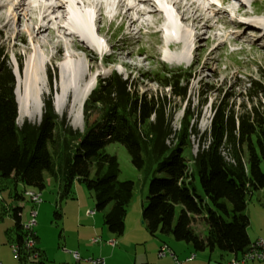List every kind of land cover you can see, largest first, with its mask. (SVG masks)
Here are the masks:
<instances>
[{
	"label": "trees",
	"instance_id": "1",
	"mask_svg": "<svg viewBox=\"0 0 264 264\" xmlns=\"http://www.w3.org/2000/svg\"><path fill=\"white\" fill-rule=\"evenodd\" d=\"M22 61L17 56L20 71ZM257 71L256 79L233 84L241 88L238 104L230 103L232 94L215 99L209 129L203 133L197 130V120L207 98L198 99L196 110L190 108L191 70L160 65L140 76L171 88L174 97L189 102L176 131L175 113L166 96L141 93L134 80L112 72L86 99L84 130L79 132L65 118H58L52 94L43 100L39 123L18 124L15 77L9 55L0 48V181L11 182L16 200L24 197L18 194V185L42 191L46 175L57 183L60 200L71 197L74 183L83 184L97 211L109 206L103 223L110 233L121 236L134 183L119 180L118 160L106 152L107 145L119 144L133 167L149 178L141 217L150 235L171 236L196 251L217 249L242 256L251 244L247 200L264 188V66ZM93 115L96 122L89 125ZM171 138L174 146L166 143ZM194 138L197 152L192 154ZM1 202L0 216L6 212ZM20 215L21 208L10 212L13 242L18 244L25 237ZM196 222L205 225L203 237L193 230ZM29 254L21 251L18 262L24 264Z\"/></svg>",
	"mask_w": 264,
	"mask_h": 264
},
{
	"label": "rangeland",
	"instance_id": "2",
	"mask_svg": "<svg viewBox=\"0 0 264 264\" xmlns=\"http://www.w3.org/2000/svg\"><path fill=\"white\" fill-rule=\"evenodd\" d=\"M4 1L5 0H0V3ZM237 1L239 3V0ZM259 2L258 11L264 13V0H259ZM232 5H235L233 1ZM239 5L240 4L235 5L233 8ZM225 7L229 8L228 5ZM239 8H244V6H240ZM6 14L7 12L5 9L0 10V28ZM35 15L36 13L32 14L33 17H35ZM216 17L218 18L217 24L214 22L210 23V28H207L205 36L208 40L201 41V46L199 50L193 54V59L190 55L186 59H182L175 51H168L166 45L161 44L159 41L161 35L155 33V29L140 25L139 31L136 28L134 31L125 29L122 30L121 33H116L114 24H108V20L104 19L100 23V33L102 37H111L108 46H113L116 55L101 60L96 55L95 50L91 51L88 49L85 53L76 54L78 57L72 60L73 67L75 68V70H73L75 73H79L81 70L86 71L88 75L87 81L82 85L95 83L94 78L98 73L100 77H97V79L105 78L109 76L112 71H116L124 79L129 77L131 80H134L136 85L139 86L141 93L147 92L151 96H166L171 103L172 111L175 113L174 122L172 123L174 128H178L179 120L183 115L184 108L188 106V103L190 102L191 109L194 108V110H196L197 106L200 104L198 99L206 96L207 101L202 109H200L201 115L197 120V130L203 133L209 129L213 115L212 105L215 99L218 96L223 97L232 94L230 103L234 101L238 104V102L242 100L241 95L239 96L241 88L233 87L235 81L240 80L241 83H244L247 82L249 78L256 79L258 77V67L264 66L263 42H253V35H242L239 34L240 31H238L239 36H236L231 26L222 25L225 23L229 24L230 19L228 17L224 14H218ZM145 19L154 20L157 18L147 16L144 17V20ZM140 21L143 20H139V22ZM126 22L128 23V21ZM25 24H27L26 18L20 13L18 18L13 22V26L15 27L8 25L0 31V48L5 49L6 53L9 55V63L15 77V84L17 83V74L13 59H17V56L22 58L23 64L22 70L20 71V75H22L31 53L30 49L32 44L30 43V38L25 34H23L21 38L18 35L19 26ZM218 38L220 40H225L226 43L220 45L221 43L217 40ZM160 48L162 49L161 51L159 50ZM37 49V52L43 53L42 50H39L38 46ZM86 53L88 55H85ZM44 54L42 59L45 62L44 65L47 71H42L39 75V77L45 81L46 85L45 93L42 96V104L43 100L52 94L53 109L58 118H65L72 130L83 132V114L82 128L78 129L72 125L73 117L69 114V110L73 100L65 104L61 113L56 111V107H59L62 103V100L60 101L58 99L60 96H58L59 94L57 95V92L60 91L61 85H68L71 81V78L63 80L66 77H63L65 75L64 70L67 68L66 65L69 66L67 59L61 54H57V56L54 55L55 51H49ZM127 62H130V64ZM162 63L171 68L183 67V69L188 68L187 70H192L187 91L189 102L186 103V101L174 97L171 88L162 87L151 80L142 79L140 77L141 72H154L158 70L160 65H163ZM48 76H51V82L48 80ZM76 77L77 76H75V78ZM98 81L99 80H97V83ZM32 104V102H28L27 104L18 102V124H22L24 121L37 123ZM95 122L96 116L93 115L89 119V125H93ZM192 144V154H195L197 152V140L195 138L192 140ZM106 152L115 156L118 160L120 166L119 180H129L134 183L133 196L127 208V213L130 216L131 223L137 220L140 225H143L141 212L142 208L146 205L149 178L145 179L142 173L133 167L130 156L122 145L109 144L106 147ZM46 179H48L46 181V187L42 191L34 188L24 189L21 185H18L17 192L18 194H23L24 197L17 200L13 197L11 182L9 180L0 181V194L2 195L1 204L4 210H6V212L0 216L1 230H12L13 232H11L10 235L13 237L14 222L10 216V212L14 208H21L22 210L20 219V224L22 226L30 219V211L32 208L35 209L37 213L36 224L33 230L35 231V237L37 236L38 239L37 241L35 239V245L36 248L40 250L38 252L39 257L32 258L29 261L27 260L24 264H54L56 261V253L59 250L64 248L68 249V247L76 243L78 230L76 223V188H81V190H83V194L90 200V210L94 211V214L99 215V217H102V220L104 214L109 209L108 206L103 211H97L95 209V202L92 194L83 184L77 182L73 185L71 197L60 200L57 183L50 180L48 175H46ZM195 186L198 193L202 195L199 181H196ZM26 190H33L37 193L40 192L42 202L36 206L32 205L27 196L24 195ZM179 214L180 207H177L176 219ZM245 214L249 219L248 230H257L264 227V188L254 192L248 198ZM138 216L141 218L139 219ZM143 226L145 227V225ZM102 227L107 231L104 224ZM203 228L205 229V225L201 222L193 226V230L198 235L204 232L202 231ZM144 232L150 236L147 230H144ZM81 234H83V232L80 231L79 235ZM115 238L117 239L119 237L117 236ZM65 240H67L68 247L65 244ZM217 252L221 253L219 250H217Z\"/></svg>",
	"mask_w": 264,
	"mask_h": 264
},
{
	"label": "bare ground",
	"instance_id": "3",
	"mask_svg": "<svg viewBox=\"0 0 264 264\" xmlns=\"http://www.w3.org/2000/svg\"><path fill=\"white\" fill-rule=\"evenodd\" d=\"M163 1H167V4L171 5L172 12L168 9L164 11L167 24L163 23V25L167 30L164 32L165 36L162 35L159 41L161 44L165 43L169 51H175L182 59H186L190 54L199 50L200 43L204 40L206 30L209 28V22L216 19L219 13L230 16L231 23H233V6L239 4L237 0H216V2L211 0H183L187 6L185 13L181 16H174L173 12L176 14L178 11L177 1L179 2V0ZM232 1L235 5H232ZM156 4L158 5L155 0H5L0 3V10L5 9L7 12L0 31L8 25L15 27L13 22L21 13L26 18L27 24L19 26L18 35L20 38L23 34L27 35L32 44L23 74L20 75L16 72L15 94L17 101L23 104L32 102L34 116L39 121L43 106L42 96L46 88L45 81L39 75L42 71H47L42 58L44 53L55 51L54 55L61 54L66 57L65 59L69 64V66L66 65L67 68H65V75L63 76L67 78L65 77L63 80L71 78L70 83L61 85L60 91L57 92V95L60 96L58 99L62 100V103L56 107V111L61 113L65 104L73 100L69 110V114L73 117L72 125L81 129L83 126V105L93 90V83L82 85L87 81L88 75L84 70L75 73L72 60L78 57L76 54L79 52L96 48L101 50L102 45L99 44L96 35L99 34L98 26L101 21L108 17L110 21H113L122 15V19L128 20L127 28L140 30L139 26L141 25L155 29V33H161L158 30V24L159 20L163 22V16L156 10ZM226 5L229 8H226ZM123 10L124 13L122 14ZM188 10H191L190 14H187ZM33 13H36L35 17L32 16ZM147 16H153L157 19L144 20V17ZM139 20L143 21L139 22ZM92 23L94 28L91 27ZM181 23L188 27L184 28ZM247 23V25L239 24L241 34L252 32L256 35V42L264 41V34L262 33L264 26H258L254 21ZM32 25H35V33ZM35 45L43 53L37 52L38 49ZM192 45H194L193 48ZM75 76L77 77L75 78ZM171 142H173V138L168 140L167 144L170 145ZM25 193L33 195V200H42L40 192L26 190ZM261 241L259 239L251 243L249 249L243 254V258H252L253 247H259ZM33 251H37L35 244H33Z\"/></svg>",
	"mask_w": 264,
	"mask_h": 264
},
{
	"label": "crops",
	"instance_id": "4",
	"mask_svg": "<svg viewBox=\"0 0 264 264\" xmlns=\"http://www.w3.org/2000/svg\"><path fill=\"white\" fill-rule=\"evenodd\" d=\"M75 190L77 197V241L71 247H68L67 240H65L68 249L64 248L56 253L54 264H90L87 261L89 258H103L104 264H176V261L180 262V264H223L232 259L240 260L243 256L218 253L217 249L196 251L190 244L176 241L171 236L164 237L163 235L159 236V234L148 236L144 232L146 230L143 226L145 223L143 222V225H140L137 220L131 223L128 213H126L124 219L123 233L116 239L117 235L104 230L102 227L104 224L102 217L94 213H87L92 210H90V200L83 194V190L81 188H76ZM0 199H2L1 194ZM21 216L22 210L20 219ZM138 218L140 219L141 217L138 216ZM198 223L200 222H196L195 225ZM80 231L83 234L79 235ZM202 231L204 232L200 235L203 237L206 234V229L203 228ZM11 232L13 231L0 229V264L19 263L11 252V244L14 239V235L13 237L10 235ZM247 235L250 243L261 239L264 244V227L257 230H248L247 227ZM94 238H99V240L93 244L91 240ZM109 241H112L113 245H109ZM164 246L167 249L166 253L163 256H159V250ZM36 249L40 251L38 248ZM69 251L77 252L82 261L75 262ZM193 254L195 256L193 260L185 261L186 258ZM243 264H264V260L247 261Z\"/></svg>",
	"mask_w": 264,
	"mask_h": 264
},
{
	"label": "built area",
	"instance_id": "5",
	"mask_svg": "<svg viewBox=\"0 0 264 264\" xmlns=\"http://www.w3.org/2000/svg\"><path fill=\"white\" fill-rule=\"evenodd\" d=\"M24 195L27 196V198L29 199V201L32 203V205L36 206L39 205L42 200H33V195L31 194H27L24 192ZM88 214H92L91 211L87 212ZM36 210L35 209H31L30 211V219L28 220V222L22 226L23 231L25 232V237L23 239L22 244H18L13 242L11 244V250L12 253L15 257V259L18 260L19 256L21 255V251H27L30 252L29 256H28V261L31 260L32 258H38L39 257V253L38 251H33V244H35V231L33 230L35 224H36ZM98 238H94L91 240V242L94 244L98 241ZM109 245H113L112 241L108 242ZM166 248L165 246L163 248H160L159 250V256H163L164 253H166ZM69 253L71 254L72 258L74 259L75 262H80L82 261L81 257L79 256V254L77 252H71L69 251ZM194 255H190L188 258H186L185 261H191L194 259ZM262 261L264 260V244L263 241H261V243L259 244V247H253V255L252 258H242L240 260L237 259H232L228 262H225L223 264H243L244 262L247 261ZM90 264H104V259L103 258H89L87 260ZM176 264H180V262L176 261Z\"/></svg>",
	"mask_w": 264,
	"mask_h": 264
},
{
	"label": "water",
	"instance_id": "6",
	"mask_svg": "<svg viewBox=\"0 0 264 264\" xmlns=\"http://www.w3.org/2000/svg\"><path fill=\"white\" fill-rule=\"evenodd\" d=\"M142 223H143V221H142Z\"/></svg>",
	"mask_w": 264,
	"mask_h": 264
}]
</instances>
